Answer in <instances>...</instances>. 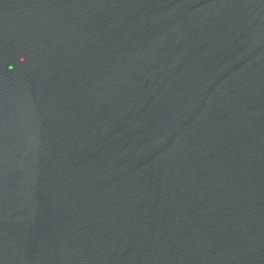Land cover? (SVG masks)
I'll return each instance as SVG.
<instances>
[{"label":"water","instance_id":"95a60500","mask_svg":"<svg viewBox=\"0 0 264 264\" xmlns=\"http://www.w3.org/2000/svg\"><path fill=\"white\" fill-rule=\"evenodd\" d=\"M0 264H264V0H0Z\"/></svg>","mask_w":264,"mask_h":264}]
</instances>
